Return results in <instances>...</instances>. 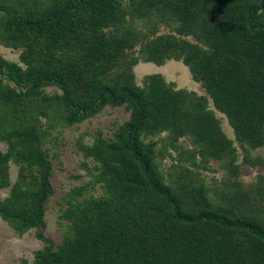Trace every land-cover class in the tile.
Returning <instances> with one entry per match:
<instances>
[{
    "label": "trees",
    "instance_id": "16d2710c",
    "mask_svg": "<svg viewBox=\"0 0 264 264\" xmlns=\"http://www.w3.org/2000/svg\"><path fill=\"white\" fill-rule=\"evenodd\" d=\"M133 18L143 20L138 36ZM161 24L168 32L156 34ZM136 43L146 61L180 60L205 95L157 73L136 84L129 65L117 63ZM0 45L19 49V63L0 56V188L8 187L0 219L43 243L29 264H264V221L233 189L211 197L201 181H165L182 161L235 168L236 148L242 163L264 169V155H249L264 148V0H0ZM51 104L63 126L104 106L128 112L108 137L75 140L90 178L62 196L57 244L43 233L53 155L43 142L56 146L46 131ZM162 132L156 145L149 137ZM166 149L163 174L155 158Z\"/></svg>",
    "mask_w": 264,
    "mask_h": 264
},
{
    "label": "rangeland",
    "instance_id": "374dc122",
    "mask_svg": "<svg viewBox=\"0 0 264 264\" xmlns=\"http://www.w3.org/2000/svg\"><path fill=\"white\" fill-rule=\"evenodd\" d=\"M143 20L133 18L129 23V29L138 36L144 29L142 27ZM112 27L104 29V33H109ZM118 32V30L116 29ZM168 29L161 24L157 27L156 34L167 33ZM187 40L193 41L192 38L186 37ZM141 44L136 43L134 47L122 57L121 63L129 65L133 81L140 85L143 77L150 73L159 74L165 81H170L175 88H184L188 91H193L196 94L203 95L202 87L191 79L190 74L185 65L180 60L165 59L159 64L151 61H146L144 55L141 53ZM18 48H10L0 45V56L3 58L19 63ZM126 57H134L135 60H124ZM124 60V62H123ZM46 93L56 91L53 87H46ZM205 95V94H204ZM211 107V105L209 104ZM44 113L52 119V125L46 128L50 137L56 139V146L51 147L49 141H44L45 147L52 149L49 153H53L50 157L51 175L49 182L52 187V193L48 197L43 213L44 228L43 233L54 244L61 240V227L57 224L58 207L64 205L62 196L64 193L79 184L84 183L90 178L80 166L83 158L80 152L76 149L75 140L81 136V141L89 143L91 137L99 132V134L106 138L110 135L115 126L127 118L128 112L122 106L109 107L104 106L100 112L88 117L79 123L70 126H63L57 122V116L62 114V110L57 104H51L44 107ZM215 117L218 120L219 128L222 134L232 141V146H235L231 130L226 123L222 114L214 111ZM43 118H41V121ZM164 132L150 136L151 140H155L158 145V138L164 136ZM176 142L183 147H190L186 137H178ZM5 148L4 144L0 142V151ZM236 154L233 155V167H223L220 161L215 159H206L203 163L197 165H188L187 162L182 161L177 165L175 172L168 174L166 183L174 185L176 180L184 182L196 183L201 181L208 185L207 194L219 196L220 192L224 194L231 193V189L238 194V199L243 206L248 207L254 215L264 221V191L259 190L258 184L261 177L264 175V169L260 166H252L240 161L239 149H235ZM172 154L169 149L158 155L155 160L162 173H167L171 157L167 153ZM249 155H264V148L257 147L249 151ZM198 158H196V161ZM86 166L90 167L92 162L85 161ZM7 173L9 183L11 184L16 175L17 166L11 161L7 164ZM8 187L0 188V198L7 194ZM93 194L98 193V188L95 187L90 190ZM215 194V195H216ZM223 194V195H224ZM212 197V196H211ZM43 243L37 240L33 235V229H28L21 235H16L13 230L8 227L5 222L0 219V264H29L32 261V254L34 251L40 249Z\"/></svg>",
    "mask_w": 264,
    "mask_h": 264
}]
</instances>
